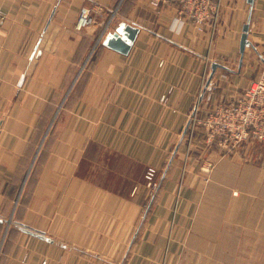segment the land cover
Wrapping results in <instances>:
<instances>
[{"label": "crops", "instance_id": "crops-1", "mask_svg": "<svg viewBox=\"0 0 264 264\" xmlns=\"http://www.w3.org/2000/svg\"><path fill=\"white\" fill-rule=\"evenodd\" d=\"M150 1L0 0V264H264V156L235 152L208 175L188 156L177 183L191 109L233 102L264 71V0H222L202 30ZM90 6L100 18L78 30ZM116 7L114 26L138 28L129 53L100 43L81 72ZM62 100L18 201L33 131Z\"/></svg>", "mask_w": 264, "mask_h": 264}, {"label": "built area", "instance_id": "built-area-1", "mask_svg": "<svg viewBox=\"0 0 264 264\" xmlns=\"http://www.w3.org/2000/svg\"><path fill=\"white\" fill-rule=\"evenodd\" d=\"M222 0H174L180 20L194 24L199 30L205 25L213 27L218 21ZM160 0H151V5L158 6ZM89 10L80 9L77 29L86 26L91 20ZM110 27V23L108 24ZM208 87V85H206ZM205 90L200 91L202 98ZM194 117L206 131L207 142L216 144L224 152H230L236 146L249 140L264 141V71L251 83L249 88L233 102L219 105L202 120ZM147 189L157 187L156 171L148 168L144 177Z\"/></svg>", "mask_w": 264, "mask_h": 264}, {"label": "rangeland", "instance_id": "rangeland-1", "mask_svg": "<svg viewBox=\"0 0 264 264\" xmlns=\"http://www.w3.org/2000/svg\"><path fill=\"white\" fill-rule=\"evenodd\" d=\"M151 4V1H150ZM159 5V4H158ZM154 7V6H153ZM154 8H158V6L154 7ZM89 10L88 12V17L90 18V22L84 26L81 27V29L78 30H84L89 28L91 25H93V23L97 20V18L99 19L100 17L98 15H96V12H93L91 10V6L89 8H86ZM117 7L114 8L113 13L110 16H107L104 18L103 21V27L101 32L99 33L98 38H94V44L89 52V56H88V60L87 62L84 64V66L81 69V72L83 71H88L89 67L92 65V60L94 59V56L97 55L98 52V48L99 45L103 39V37L106 35V32L110 31L111 29H109L108 24H111V28L113 30L114 27V23L117 19ZM80 16V15H79ZM79 19V18H78ZM78 22V21H77ZM112 22V23H111ZM78 75V74H77ZM76 77L73 79V84L70 87V92L69 94H71L72 92L75 91L76 88V84L80 83V80ZM204 88V87H203ZM62 99V98H61ZM200 99V98H199ZM64 101V102H63ZM65 103V100H62L61 102L59 101L58 105H57V110L56 112H54L53 116L51 117V119L49 117H46V124H49L48 128L47 126H40L39 129H34L33 131V139L42 141L41 142H37L35 144L32 145V150L33 152L35 151V157L33 159V163H31L28 171H26V175H25V183L23 184V190L21 191L20 195H19V200H22L23 198V191H25L26 186H27V182L30 180L31 176L33 175V170L35 167V164L38 163L39 158L44 157L43 153H46V148L48 145V140L50 139L51 135H54L55 132V123L57 122V120L59 119V117L61 116V114H63V105ZM197 107V106H195ZM195 107H193L191 109L190 115L188 117V121H187V125L185 128V134H186V140H185V152H183V156L181 158V165L179 166V176L180 179H178L177 183L179 182V184H181L183 181H181V179L184 176L185 173V165H183L182 163L184 162L185 157L187 158L188 156H193L195 163H196V168L198 167V171L205 173L206 175H208V173L210 172V170L214 167V165L219 162V160L221 158L224 157H229L233 154H235V152H237L240 156H241V160L244 162H249V163H256L259 162L260 160H262L263 156H264V141H256V140H249L246 141L244 143H241L240 145L236 146L233 150H231L230 152H224L223 150L220 149L219 146H217L216 144H213V142L209 143L206 140V131L204 129V127L202 126V124L198 123L197 121L190 122V120H192L194 117H192V115H194V109ZM207 109L205 111L202 110V113L198 112V107H197V112L195 114V119L196 120H202L204 118H206L207 115ZM47 114V113H46ZM52 114V113H51ZM201 114V115H200ZM49 120V122H48ZM213 153L215 155L214 158H210L209 154ZM33 165V166H32ZM155 171H156V181H157V187L154 189H147L148 191V197H152L155 192L158 190L159 187V182H160V178H161V174H162V170L161 169H157L155 167H152ZM207 180V177H206ZM144 183V181H143Z\"/></svg>", "mask_w": 264, "mask_h": 264}, {"label": "water", "instance_id": "water-1", "mask_svg": "<svg viewBox=\"0 0 264 264\" xmlns=\"http://www.w3.org/2000/svg\"><path fill=\"white\" fill-rule=\"evenodd\" d=\"M248 2L251 3L252 0H248ZM247 31L248 25L245 24L239 43L240 61L247 44ZM137 33L138 28L124 22H119L113 27L112 31L106 33L101 41V45L119 54L127 55L136 39ZM212 68L215 69L216 65H212Z\"/></svg>", "mask_w": 264, "mask_h": 264}]
</instances>
